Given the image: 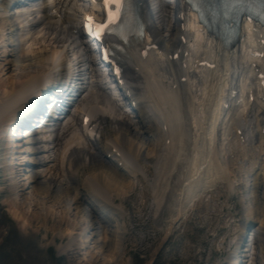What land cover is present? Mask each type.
Masks as SVG:
<instances>
[{"label": "bare ground", "instance_id": "bare-ground-1", "mask_svg": "<svg viewBox=\"0 0 264 264\" xmlns=\"http://www.w3.org/2000/svg\"><path fill=\"white\" fill-rule=\"evenodd\" d=\"M2 1L4 3L0 5L1 6L0 9L4 11L3 12L0 11V22L2 21L4 24L7 23L8 30L11 27L14 28L17 24V26L19 27V32L17 31L19 36L14 34L10 35L5 31L0 32V49L4 50L1 52V54H3V56L7 58L9 56L14 58V60L10 62V65L11 64L20 65L21 63H25V62L27 63L28 61L29 63H34V62L36 63L37 61L45 65L44 69L38 70L37 72L34 73L28 72L29 74L26 73L25 75H23L22 73V74H18L19 77L15 76L14 78L12 77L11 79H8L11 80L7 82L8 85L6 83L1 84L0 82V88H2L4 92L2 98L0 99V113L3 116V121L1 120V122L4 123L5 126H7L12 121H14L15 116L18 117L19 116L18 114L23 112L22 111L23 103H24L23 98L25 96L22 95L23 94L26 95V93H28L29 90H31L29 88L30 84L35 85V83L39 81V79L44 81H47L46 79H49V81H53L55 79L54 76L57 77V79L59 77H61L62 79V75L64 74L63 68L65 67L66 69L71 70L72 66L70 65L72 62L68 59L69 52H72L71 56L74 55L76 56L77 54H80L78 58H80L81 67L86 66L88 68V71H91L93 76H95V78L96 77L99 78V79L97 78V80L99 81L106 80L105 74L103 71H101L100 68L96 72H94L93 65L88 58L89 46L85 44L83 42V39H80L78 37L77 32H75L77 30L78 22L80 19V16L78 15L83 10V6H84L82 4V0H59V1L46 0L44 2H40L39 0H37V2H35L36 0H30L28 4L23 6H18L17 4H13V1H9V0L7 1V3L5 2V0ZM17 1L18 0H16L15 2ZM32 3H35V6H38L37 10H34L36 7L32 6L31 5ZM154 9H157V7H155ZM12 15L14 16L10 17ZM194 20L195 19L189 21V25L192 27L194 31H196L200 27L194 25L195 23ZM34 22H36L35 28L38 26H42L44 29H46V31L48 32L51 31L53 35L56 33L57 36L55 35V38L53 37L56 40L54 42L52 41L53 42L52 45L49 44L51 42L48 43L51 47H47L49 46L48 44L42 45L41 42V45L38 44L39 47L37 46L36 43V47L35 46L32 48L28 47L27 48L28 50L25 51L26 49L24 47L26 46L24 45L23 47L25 50L22 49V45H23L22 41L21 42L19 41L23 38L26 31L30 29L28 28V26H30ZM255 28H256L255 26L249 23L247 24V26L245 25L247 35L248 37H250L249 40H251L252 37H254V39H260V40L264 39V34L258 28L256 29ZM155 30L156 32L154 31L153 33L154 38H156L157 41L159 39L161 44L166 45L167 47L169 45L173 47L180 46V49H182L183 52L186 51V48L182 47L178 43H175L174 41L175 36L179 32L177 28L176 29L174 27L172 28V25L166 24L165 21L163 20L162 28L161 29L155 28ZM27 34L29 35L28 32ZM199 35H201L200 39L204 42L205 46L208 47L207 49L210 50L214 56L219 58L220 46L217 45V43H215L211 38L207 39L204 33H200ZM15 36H17V38H15ZM53 38L51 37V39ZM60 38L61 41H59ZM174 43L175 45H172ZM208 44L211 45L210 48ZM240 45L242 47V45H244V42H241ZM256 46H260L262 53L264 54V46H261L259 42L256 43ZM202 47L203 46L200 45L198 47V50H201ZM69 49L70 51H68ZM9 52L11 55H9ZM162 55H163L162 57H164V55L166 54H162ZM221 55L224 57L225 63L227 65H229L230 63H233V65L237 64L235 53H233V55L231 54V56L230 54H224V53H221ZM123 58H125V60L127 61L125 55H123ZM252 60L254 61L251 62V67L253 64H255L254 62H256L255 61L256 59L252 58ZM261 61L264 62V59H261ZM128 63L130 64V66L132 65L131 62ZM154 63L155 65H149L147 69L145 68V73L150 76H144L143 78H141L138 74L133 75L130 68L126 67V71H127L126 75L129 79L128 84L137 93L132 95L130 98H128L127 102L130 101L134 104V108H136V112H137V116L134 118V121L136 120L137 121L134 124H130L128 121L124 119L120 122H118L117 120L112 122L110 126H107V128L112 130L114 133L112 138L102 139L100 137L101 138V139L99 138L100 141L95 143L96 138L98 139V132L101 136H103L104 131L107 128H104L102 126V122H103L102 120L99 122L97 120H94L95 123L93 124L92 128H96V127L97 128L94 131H89L88 133L89 134L88 145L90 146L91 151H87L83 147L79 146L78 143L79 133H75V131H72L73 137L72 139H69V142H65V140L59 138L58 137L59 134L58 135L56 134L55 138L50 139V137H48L49 132H47V128L44 129L45 132L42 136L43 141H39L40 138H37L35 135L26 136V137L24 136L25 138H21V139L20 136L18 135L17 138H15V140L19 138L20 141L25 139V142L28 146L27 152L31 156V159L30 161H28L29 166L27 168L28 170L25 172L26 174L24 177L25 179H21V176L23 175H21V171L19 167L25 159L22 158L20 163L11 162V164L10 163L6 164V162H3V166L1 167V169L5 167L9 171L8 173L9 177L4 179L5 181L7 180L10 181V184L7 187V191L9 193L8 196L10 200L8 202L7 199V203L14 217H18V213H16L15 208H19V204L16 202V199L19 196H23L25 191L29 189L32 190L31 192L33 195H35V197L36 195L38 196V194H44L47 195L49 199L52 198L53 200H58V201L61 198V195L59 196V194L65 193L64 196L70 197V199L73 201V204L76 205V207L80 208L81 213L88 220L86 221V219H84L83 221L84 223L88 222L87 223L88 225L85 226L86 228L84 227L82 229V224L84 223L79 224L78 227L77 224L70 221L69 218H65L62 217L61 215H56L53 213L49 217H47V219L50 218L51 220L49 221L56 226L67 223L72 227L69 229L72 230H77V231L80 230L81 232L84 231L85 229L90 230V232L93 234L91 238V240H93V243L97 244V247L99 249H103V252L105 250L108 252L111 249L110 247L111 238L113 236L115 238V234H117V232L111 231L110 229L111 223L109 219L101 216L96 210L90 208V206L91 204H93L96 207L100 208L98 210L101 212V214L106 212V214L113 215L114 212H116V209L110 205V200L106 196L108 191L107 188L109 189L113 188L112 189L113 191H123L125 194L128 192V190L129 191L131 190L132 182L127 180V178L125 177L126 175L124 174L125 175L124 176L123 173L120 171V169H118V167H116L115 165L117 164L121 166L122 169L124 168V170L128 168L129 171L132 172L134 175L135 171L133 172L132 169L134 167H132V165L130 166V161L128 158H126V157H130L129 151L133 152L134 159L136 162L139 160V158L137 157H142V156L144 157L145 155H149L148 152H151V154H153V156L155 157L153 158L155 159L154 173L152 171V177L153 174L155 175V177L152 179L151 182L152 184H150V187L152 191H154L153 192L154 198H152L156 210L154 214H158L159 216H162L166 210L168 211L169 207L171 206V199H174L175 201L174 206L177 215L176 217H179V219L182 218L184 211L187 210L186 209L187 203L189 202L190 204V202L197 196L200 190L202 189L204 190V188L210 187L213 178L215 179V177L220 174H222L223 176H225L226 174V178H227V175L232 174L231 173L232 171H230V169L226 167V165L224 166L221 164L220 155L222 154V152L220 150H222L223 146L220 143L218 145V142L214 137L215 132H217L216 129L219 125V122H221L222 121L221 119H223L221 115L223 112H225V110L222 107V104L224 103L229 104L228 99L226 97H221L217 99L218 101H217V106L215 107V115L212 117L209 127L205 123L204 124L199 123V130H201V134L200 133H194L191 135L189 134L188 135L189 137H187V139H185L184 141H178L176 135L183 132V130H181L178 127L179 128L177 130L178 133L175 132L172 133L171 124L168 123L167 120L169 119L170 116H172L171 111L169 113V108L173 110L174 115L176 116L175 118L176 121L178 120L177 118L179 117L177 114L178 110L175 109L173 105H170V107H167L168 110L166 112L165 108L163 110L162 104H160L157 100H155L153 96L150 95L149 96L150 99L149 97L147 98V91L150 94L156 91L158 96L161 98H164L165 95H169V97L173 96L174 99L175 97L178 99L179 95L181 94L184 96L182 97L181 100L182 102L183 100H185V104L190 105L194 102L203 104L206 103L205 102L207 101L206 98L209 97L210 91L213 90V88L216 85H218L217 88H219V94L222 93L225 87L230 85L231 83L230 81H234L235 76L237 74L228 72L229 74L227 75L221 70L217 71L218 66L212 70L196 66L198 71L204 75L202 77L201 82L197 84L196 78L188 77L190 79L189 85L183 84L180 86L179 78H178L179 77L178 75L180 73L175 71L177 68H180L179 66L178 67L173 66L172 68L171 67L168 68V70L174 69L175 71V73L174 71L169 73L166 70V68H164L165 66L164 62L159 61L160 63L159 65L161 66L162 70H158L157 72H155V68L157 67L156 64H158V62L154 60ZM213 63L215 65H218L217 58ZM239 66H240V71H242L243 66L240 64ZM256 67L261 69L262 72V68L259 65L254 66V68ZM188 73L189 72L187 71L185 75L187 76ZM173 86H176V90H170V88H172ZM165 88L168 89L167 91L170 93H166ZM252 88H256L253 82H251L246 88L247 90H249L250 94H252L253 91ZM257 89L258 88H256V90ZM243 90L244 87L241 86V92H240L241 96L244 95ZM187 91L189 94H191L190 99H187L186 97ZM192 91L202 92L200 93L201 101L200 98L196 96V94L195 97H192ZM32 93L33 92H31L28 95L27 97L28 99H26L25 102L31 99ZM99 96L101 97V95L98 92H94L93 96H90L92 99L91 104H95V101H98ZM255 97L257 100H255V102L252 101V104L255 108L257 107L259 109V113H256L255 115H257L258 124L263 125L264 101L261 100V97L264 96L261 95V89L255 94ZM145 99L147 101H145ZM209 99H212V97H210ZM123 105H124L123 107L127 111L129 112L131 111L129 106H127L126 102H123ZM248 106H250L248 101L242 100L241 109H240L241 115L245 113ZM98 113L99 112H95L93 117L98 115ZM159 113L163 115V118L160 117ZM236 113H234L233 115L232 113L228 112V115H230L229 122L233 120L234 131L237 132L238 130H241L242 133L237 135L236 138L238 141L236 139L230 138L229 136L228 138L230 139L228 140L227 138V140L229 141L227 145V157L230 159V163L234 162L233 159L236 157L237 158L235 159V163L236 161L242 160L243 158H247L250 161L252 159V156H255V154L257 156L261 155L264 147V144L259 143L255 154H252L249 158V154L245 152V148H247L245 142H243L244 147H242L240 143L242 140L241 138L243 135L244 123L243 124L236 123V122H240L239 118L235 117ZM247 114H249L248 111L246 112V115ZM182 115L184 114L182 113ZM174 125L177 126L176 123ZM76 126L77 123L75 124L74 129H76ZM227 127L228 125H225L224 130H226ZM260 128L262 127H259V131ZM10 132L12 133L13 130L10 129ZM47 137H48V141H46ZM259 137L260 138L262 137L261 134ZM90 138L93 140H90ZM3 141L5 143V144L3 143V151L5 153H10V155L14 160L16 157L12 152V146L16 148L19 146V143H16V145L15 143H12V141H10V136L8 137L7 140H3ZM49 144H53L54 146L51 149H49L50 148ZM39 145L40 147H43V149H41L42 151L41 150L37 151V149H39L37 146ZM56 146H59V149L62 148V152L66 149L60 159L58 158L57 155V160H59L58 163L60 162L58 166L60 165L59 167H61V169H64L58 175L59 178H57L56 171L52 169L53 167L47 170L43 168L44 165H46L47 163H50L51 166V162H53V157H48V158L45 157L46 160H42V154H45L51 150L53 151V149H55ZM237 146H239L241 150L240 151L241 154L239 153V148L236 149ZM144 147L146 148V151L148 147H150V149L147 152H145ZM176 149H177L176 152H178L177 155L171 154L172 151L173 153H175L174 150ZM236 150L238 151L237 153ZM14 152H16V150ZM65 155L66 158L62 160V157H65ZM106 155H108L112 160L111 163L106 161V159H104V156ZM172 158H174V160H172ZM261 160H263L264 163V159ZM12 163L14 164V166ZM97 166L100 169L96 168ZM83 167L88 169L95 167L94 171L96 173H94L93 171L92 172L89 171L90 175L89 174L86 175L85 178L82 180V183L79 184L77 182L76 174L80 172L82 170L81 168ZM234 167H232V169H234ZM104 175L108 177L107 180H105V178L104 180L102 179ZM63 176L65 178H63ZM61 178L63 179L61 180ZM25 181H27V183H23ZM227 181H229V179ZM204 183H209V184L205 187L203 185ZM256 184L257 182H253L252 185L258 187L262 183L259 182L257 185ZM214 189L215 188H211L210 190L213 191ZM218 189L219 188H216L215 191L213 192L208 191L206 194H204L203 197H206L208 196V194H211L210 200L213 199L212 194L218 192ZM253 192H255V190H253ZM140 193L143 194L144 192L143 193L140 192ZM15 194H17V196L15 197V199H13V197L10 195H15ZM33 200L34 199H32V201ZM111 201H113V199ZM252 201L254 203H257L256 204L257 207L255 211L248 209L246 213L242 212L241 218L243 217L244 214L246 216L248 215L250 216L256 211H261L260 214L264 213V196L261 197L260 193L254 195ZM35 206H37V204H35ZM68 211L67 213H65V215H69ZM260 217L264 219L263 215H260ZM40 218L41 217L35 213L33 215L30 214L27 220H29L28 222L30 225L33 221H36L40 223L39 226L40 225L43 226L45 222H48L47 220H43V219L42 221L39 222ZM246 218L243 217L244 220ZM175 219L176 218H174V220L172 219L173 220L172 222H174ZM247 220L253 221L251 218H248ZM255 220L256 219H254V221ZM261 222L262 220L260 221V223ZM225 223L223 219L220 218V224L222 225ZM225 226L227 230L231 229L230 223H227ZM257 229L259 232L257 233V238L264 235V231L262 230V223L261 225L258 226ZM169 230L170 228L168 227V231ZM65 238L66 237H64L63 240H65ZM260 248L263 253L264 245L261 244ZM66 251L67 253H70L72 249L69 250L67 249ZM108 254L109 257H113L115 255L112 251H109ZM229 261L230 264H236L239 260L236 258L234 260H229Z\"/></svg>", "mask_w": 264, "mask_h": 264}, {"label": "rangeland", "instance_id": "rangeland-1", "mask_svg": "<svg viewBox=\"0 0 264 264\" xmlns=\"http://www.w3.org/2000/svg\"><path fill=\"white\" fill-rule=\"evenodd\" d=\"M6 24H4L2 21L0 22V31H5L7 29L5 26ZM38 27H36L34 31H28L30 36L26 33V40L22 42V49L25 48V51L28 50V47H36V43L37 46L38 44L41 45V42L42 45L48 44L49 42H51L49 44L52 45L56 40L54 39L55 35L57 36L56 33L53 35L51 31H46V29H44L42 26ZM51 37L54 38L51 39ZM59 41H61V38ZM24 45L26 47H24ZM50 45L47 47H51ZM2 51L4 50L0 49L1 84L6 83L8 85L7 82L11 81L8 79H11L12 77L14 78L15 76L19 77L18 74L23 73V75H25L28 72L34 73L45 68V65L37 61L36 63H29L28 61L27 63H21L20 65H10V62L13 61L14 58L10 56L8 58L4 57L3 54H1ZM9 55H11L10 52ZM3 94L4 92L2 88H0V99L2 98ZM115 116L117 117L118 115ZM128 117L129 116L126 115L125 119L130 124H134L135 121L133 118ZM1 120L3 121L2 115H0V125H2ZM112 121H114V119H112L111 122ZM111 122L107 120L106 124L111 125ZM196 131L197 127H195V129L193 127V132ZM113 134V131L108 128L104 131V137L106 138H112ZM0 138L1 140L3 139V137H1V132ZM14 141L17 142V140ZM2 144L3 142L0 141V165L3 166V162H6V164H11V162L20 163L22 158L26 159L28 157L27 153L25 152L26 146L20 149L14 147L13 150H16V152L13 150L12 152L17 159H10L12 156L10 153H5L3 151ZM53 146L54 145L51 144L49 147L52 148ZM81 146L86 148L87 151H91L90 147L86 146L84 142L81 143ZM224 148L225 147L223 146L221 152L222 156L226 158ZM238 148L239 146L236 147V149ZM144 149L145 152H147L150 147L147 148V151L145 147ZM240 151L241 150L239 148V153L241 154ZM237 152L238 151L236 150V153ZM57 153L58 152L51 150L45 154H42V157H53L51 166L50 163H47L43 168L47 170L53 167L52 169L56 171L57 178H59L58 175L64 169H61V167H59L60 165L58 166L59 163L57 160ZM148 154L150 155L151 152H148ZM137 158H139V160L137 159L138 162L134 165V168L136 167L135 169L137 171V176H133L131 172L125 174L126 176L123 174L127 180L132 182L131 190H128V192L125 194L123 191H113V188H107L108 191L106 196L110 200V205L116 209V212H114L113 215L103 213V217L109 219L111 223V231L117 232V234H115V238L114 236H111L112 238L110 241L111 249L109 251H112L115 254L113 257L108 256L109 251L107 252L105 250L103 252V249H99L97 244L93 243V240H91L93 234L90 232V230L85 229L82 232L80 230H72L69 229L72 227L67 223L56 226L49 221L51 220L50 218L47 219V217L53 213L56 215H61L65 218H69V220L73 223H76L78 227L79 224L84 223L83 221L86 218L81 213L80 208L73 204V201L70 199V197L64 196L65 193L59 194V196L61 195L60 200L62 201L61 202L59 200L61 202L60 203L58 200H53L52 198L49 199V197L44 194H38V196L36 195L35 197V195H33L31 192L32 190L29 189L30 191H25L23 196H19L16 199V202L19 204V208H15L16 213H18V217H14L7 203V199L8 202L10 200L8 196L9 193L7 191L10 181H5L4 179L9 177V171L3 167L0 173V175H2L0 176V264H227V252L230 248L229 245L231 238H229L226 234L227 237H221L219 240L217 238H213L212 235L215 233L218 235V223L220 221L217 220V217H220L224 221L232 219V216L235 215V220L239 219L238 213H241L239 212L241 211L239 207V198L231 195L233 190L230 192L232 187H234L233 184L239 181L236 178L231 179L227 177L226 179L225 174L224 179H215V184H218L220 188L218 189V192L212 194L213 199L210 200L212 203L210 202L205 205V197L202 195L198 201V205L200 206L196 204V200H193L189 206L188 202V207L186 208L187 210L184 211L183 217L179 219V217H176L177 215L174 206L175 201L174 199H171V206L169 207L168 211L166 210L162 216H159L158 214H154L156 212L152 199L154 198V191H152L150 187V184H152V179L155 177L154 174L152 177V171L154 173V162L152 163L151 159H144L143 156ZM153 158L155 157L153 156ZM133 161L135 162V159H133ZM234 164L235 163L233 162L230 164L228 162V164L226 163V167H228L230 171H232V175L235 176L236 174L238 175L237 168L239 164ZM234 166L235 168L233 170L232 167ZM19 167L21 175H23L21 176V179H25L24 177L26 174L24 172L26 170L23 169L22 165ZM94 168L95 167L89 169L84 167L81 168L82 170L76 174L77 182L79 184L82 183V180L85 178V176L88 174L90 175L89 171L96 173ZM96 168L100 169L98 166ZM63 178L65 177L63 176ZM63 178H61V180ZM104 178L105 180L108 179V177L105 175L102 179L104 180ZM228 179L231 180L226 182L225 180ZM23 183H27V181ZM206 184L209 183H204L203 185ZM134 187H138L140 192L144 193H137ZM239 187L235 188V192L239 190ZM239 192L242 198H248V193H246L244 189H240ZM229 195L232 197L231 199L228 198ZM10 196L15 199L17 194ZM198 196L200 197L201 193L197 194L196 199ZM32 199H34V203ZM112 199L113 201H111ZM216 199L217 202H215ZM194 203L195 205H193ZM35 204H37V206H35ZM189 209L191 210L189 211ZM67 211L69 215H65ZM256 212H258L257 215L264 216V213L260 214L261 211ZM35 213L41 217L39 222L42 221V219L47 220L48 222H45L43 226H39L40 223L33 221L30 225L28 222L29 220L27 219L29 218L30 214L33 215ZM174 218L176 219L174 222H172ZM86 221L88 220L86 219ZM87 223L88 222L82 224V229L88 225ZM223 226H225V224L220 225L221 228ZM168 227L170 228L169 231ZM234 230L236 231L235 228ZM224 233L225 231H223V234ZM64 237L67 239L65 238V240H63ZM262 240V245H264V238ZM67 249H72V251L67 253ZM255 249H257V247ZM262 256L264 260V249Z\"/></svg>", "mask_w": 264, "mask_h": 264}, {"label": "snow or ice", "instance_id": "snow-or-ice-1", "mask_svg": "<svg viewBox=\"0 0 264 264\" xmlns=\"http://www.w3.org/2000/svg\"><path fill=\"white\" fill-rule=\"evenodd\" d=\"M109 0H105V7H108ZM111 3L116 5L117 11L115 13L109 12L107 16V20L105 21V25L110 23H115L116 17L120 15L119 9L122 4V0H111ZM90 19V18H88ZM105 25H98L97 31L94 33L95 35L99 36L100 32L104 31Z\"/></svg>", "mask_w": 264, "mask_h": 264}]
</instances>
